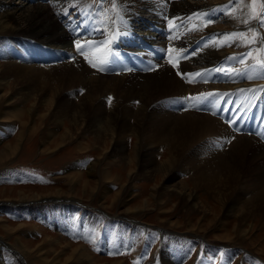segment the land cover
Returning a JSON list of instances; mask_svg holds the SVG:
<instances>
[{
	"label": "bare ground",
	"instance_id": "bare-ground-1",
	"mask_svg": "<svg viewBox=\"0 0 264 264\" xmlns=\"http://www.w3.org/2000/svg\"><path fill=\"white\" fill-rule=\"evenodd\" d=\"M35 1L21 0L20 5L12 7L13 0H0V57L3 59V62L0 61V87L2 84L8 86L13 80L19 93H23L21 103L31 101L34 97L25 109L17 106L19 102L14 100L16 93L5 100H1L0 95V137L11 129L9 125L1 123L8 113L4 108H18L12 115L19 117L21 125H25L30 121L29 118L32 120L36 116L44 94L36 92L38 95L34 96V84L39 82V78L47 79L46 83L53 80L57 84L55 95L42 100L47 105L56 103L53 111H50L53 122L60 121L65 115L82 130L95 126L98 137L108 135L114 140L115 150L122 149L123 157L116 164L124 176L120 172L112 175L108 166L110 163L102 168L101 160L98 159L87 168L90 176H97L96 181L86 179L83 186L91 189H94L92 185L100 186L107 192L111 187L110 181L118 180L121 189H125L138 176L151 177L157 171L166 173L167 184L176 178L175 170L179 169L180 172L189 169L193 174V188H188L184 183L179 184V196L184 204L191 203L195 211L199 206V192L204 191L220 199L226 212L239 219L238 229L243 235L247 233L244 226L249 219L264 223V135L259 137L248 131L238 132L241 129L233 128L232 124L229 125L222 116L216 114L220 111L229 118L233 111H251L255 103L258 110L261 106L264 108V83H261L264 80H259V75H263L262 70L261 74L251 71L241 73L239 66L235 70L233 66L240 62V56L233 53L241 52L242 48H252L248 61L257 58V54L262 57L264 42L261 43L258 38L255 43L235 39L236 44L221 46L227 34L242 33L247 39L253 38L244 32L257 25L256 19L249 20L246 2L155 0L153 4V0H101L99 7L103 9L100 11L82 0H52L50 4L48 0L33 3ZM115 1L116 6H111ZM231 1L234 6L229 9ZM219 4L220 8L214 7ZM84 6L89 8L84 9ZM70 9H76L73 16L68 11ZM124 14L126 19L128 16L134 23L125 20ZM104 17L108 18V22H104ZM226 19L229 20L227 23L230 22L227 27H221V23L211 25L214 20L220 22ZM245 20H249V23H244ZM216 29L229 31L222 35L207 33ZM86 43L85 55H81L76 45ZM118 44L121 47L114 50L113 45ZM97 45H101V50H96ZM187 49L189 51L183 53ZM239 54L245 56L246 53ZM70 55L73 57L61 62ZM181 55L183 58L179 59ZM231 56L235 58L229 59ZM105 59L108 63L101 64ZM89 61L97 64V67H93ZM53 63L56 64L51 65ZM100 67L104 70L101 71ZM225 68H229V71H223L224 75L217 71ZM141 70L144 72H138ZM107 71L119 72L121 76L102 74ZM195 73H201L202 76L181 75ZM129 74L135 75L129 85L124 83L126 89L119 91L121 99L115 98L108 108L105 100H99L100 90L115 88V85L118 87L116 79L127 78ZM190 78L194 82H189ZM256 81L260 84H256ZM23 84L30 89L23 87ZM79 88L86 92L80 94ZM68 89L70 91L63 93ZM209 93L214 94L212 103L195 98ZM190 94L194 99L193 106L188 97ZM75 95L77 98L79 96L77 103L69 99ZM122 97L131 98L122 102ZM136 99L140 100L138 106L132 103ZM23 127L17 132L15 142L8 143L0 150V157L18 152L25 135ZM30 130L32 134H37L36 126ZM55 131V126L49 127L44 135H54ZM66 135L60 136L59 143L66 140ZM129 135L137 139L133 147L137 171L131 166L133 159H128V155L125 156L123 152ZM157 147H167L169 151L164 153L167 158L156 164ZM178 156L179 168L175 164ZM127 169L129 172L125 174ZM69 180L71 184L81 181L78 176H71ZM166 184H163V188ZM120 190L114 193L113 200L122 194ZM42 196L37 193L29 198L39 199ZM25 197L20 194V199ZM67 203L71 204L66 205L68 208L73 205L68 199ZM227 237L230 238V234ZM13 243L32 258V252L25 244L17 240ZM2 249L0 246V264H14L15 257L11 253H4ZM208 250L218 251L216 246H208ZM226 253L222 264H229L228 259L234 250L229 249ZM249 258L256 264H264L253 256ZM167 260L166 264L173 262L170 257ZM208 262V257L202 260V264Z\"/></svg>",
	"mask_w": 264,
	"mask_h": 264
},
{
	"label": "rangeland",
	"instance_id": "rangeland-1",
	"mask_svg": "<svg viewBox=\"0 0 264 264\" xmlns=\"http://www.w3.org/2000/svg\"><path fill=\"white\" fill-rule=\"evenodd\" d=\"M13 1L12 7L20 5L21 0ZM23 1L27 2L28 0ZM50 1L52 0H48L49 4ZM100 1L82 0V2L102 11L103 8L99 7ZM156 1L153 0V4ZM228 1L230 2V0ZM231 2L228 6L229 9L234 6L233 1ZM243 2L247 4L246 10L250 17L253 0H243ZM33 3L42 2L37 0ZM114 3L116 1L111 6ZM219 5L214 7L220 8L221 5ZM53 8H55L54 5ZM75 10H68L71 16L74 15ZM255 10L257 15L264 16V0H255ZM52 12L54 13L55 10ZM76 15L78 17V13ZM124 17L125 20L134 23L128 16L126 19L125 14ZM222 17L223 13L220 18ZM104 19L105 23L108 22V18L104 17ZM228 21V19L220 22L214 20L211 25L221 23V27H227L230 24V22L227 23ZM258 24L257 21L256 26ZM256 26L252 27V30L246 29L244 32H248L247 35L249 34L255 39L258 38L257 40L260 39L259 41L263 43L264 27L259 24L257 29H253ZM228 31L216 29L207 33L217 32L222 35ZM254 33L255 35H253ZM232 42L231 45L237 43L236 40ZM251 49V47L241 49L239 53L245 52V56L233 53L240 56V62L233 65L234 70L236 66H239L241 73L251 71L261 74L260 70H262L263 75H259V80H264L262 79V76L264 78V67L258 64L260 61H264V55L260 57L257 54L255 55L257 58L248 61ZM233 54L229 53L228 55L233 56ZM71 57L73 55L66 56L64 59L67 58V60L61 62L68 61ZM2 60L0 57V61ZM54 64L56 63L51 65ZM198 70H202V68ZM225 70L229 71V68L223 69V71ZM102 74L121 76L116 72H102ZM135 74H129L127 78L125 76L123 79L121 77L120 80L117 78L118 87L115 85V88L113 86L107 90L101 89L99 100H105V105L110 108L115 98L121 99L119 91L126 89L124 83L129 85V81ZM38 81L35 83L36 85L34 84L33 95L44 93L41 98L43 101L53 98L57 90L55 81L50 80L46 83L47 79L44 78H39ZM13 82L11 80L8 86L2 84L0 87L1 100L16 93L14 100L19 102L17 106L26 109L34 97L32 96L31 101L21 103L20 100L24 97L23 93H19L18 87L14 86ZM256 84L259 85L260 82L256 81ZM24 86L29 88L26 84H23ZM46 87L50 88L46 89ZM245 87L248 89V86ZM79 89L80 94H83L85 89ZM67 91L70 89L64 90L63 93ZM56 98L57 96L55 100ZM130 98L122 97L121 101L127 102ZM69 99L77 103L79 96L77 98L75 95ZM42 100L37 107L36 116L32 120L29 118L30 121L25 125H21L19 117L12 115L18 108L5 107L4 109L8 113L5 114L2 118L3 122H1L9 125L11 129L1 135L0 150L8 143L15 142L14 138L21 126H24L25 130L20 150L18 149L15 154L0 157V202L13 203L0 205V218H2L0 220V246L3 247L4 253H11L15 257L14 264H113L117 262L120 264H166L168 257L173 261L171 264H202L205 257L209 258V264H222L229 249L234 250L233 255L228 259L229 264H256L249 258L250 256L264 263V223L261 224L257 219H249L247 225L244 226L247 233L243 235V232L238 229L240 227L239 219L228 211L226 212L227 209L217 197H211L204 191H200L199 206L195 211L191 203L186 205L181 201L179 184L184 183L188 188H193V174L189 169L180 172L179 169L175 170L176 178L167 184L166 173L157 171L151 177L137 175L133 184L125 189H121L119 181L115 178L113 179L116 181H110L111 187L107 192L100 186L92 185L94 189L83 186L82 183L86 179L92 182L96 181L97 176H90L87 172L88 165L94 160H101L102 168L105 167V164L110 163L108 166L113 172L112 175L120 174L122 170L118 168L119 165L116 162H119L123 157L122 149L119 150L120 152L116 151L114 140H111L108 135L102 138L98 137L95 126L82 130L73 124L74 122L70 120L69 116L65 115L60 121L53 122L50 111H53L56 103L47 105ZM132 103L138 106L140 100L136 99ZM42 116L44 117L41 118ZM171 123L169 122V124ZM33 126L37 127L35 135L30 130ZM52 126L56 127L55 134L44 135L46 129ZM62 135H66V140L59 143L58 140ZM125 141L123 152L125 156L128 155V159H133L131 166L137 171V159H134L135 155L133 154L135 153L133 147L137 139L133 135H129ZM156 151L154 163L157 164L167 158L164 153L169 149L157 147ZM139 157L141 156L139 155ZM175 164L179 168V156ZM128 172L127 169L125 174ZM120 175L124 176L123 173ZM71 176H78L81 181L71 184L69 180ZM125 182L128 183L129 179ZM163 184H166V187L163 188ZM119 190L122 194L113 200L114 193ZM37 193L44 196L39 199L29 198ZM20 194L27 197L20 199ZM42 199L46 200L30 203V201ZM67 199L73 203L69 208L68 206L71 204L67 203ZM229 234L230 238L227 237ZM14 240L25 244L31 250L33 259L22 252L13 243ZM208 246H216L218 251L211 252L208 250Z\"/></svg>",
	"mask_w": 264,
	"mask_h": 264
},
{
	"label": "snow or ice",
	"instance_id": "snow-or-ice-1",
	"mask_svg": "<svg viewBox=\"0 0 264 264\" xmlns=\"http://www.w3.org/2000/svg\"><path fill=\"white\" fill-rule=\"evenodd\" d=\"M242 2V0H241ZM115 7V4L113 5ZM196 15H200V14H196ZM252 19H256L260 26L261 27H264V16H259L256 14V10H255V0H253V5H252V14L250 15L249 17V20H252ZM249 20H245L244 23H249ZM235 39H244L246 43H255V37H253L252 39H247L246 35L245 34H242V33H231V34H227L226 35V39L224 41L221 42V46L223 44H228L229 46L231 45V42ZM264 39V38H262ZM104 44H106L107 42H102ZM78 50H80L81 52V55H85V47H87V43L85 45H80V44H77L76 45ZM96 50L99 51L101 50V45H97L96 46ZM261 51H264V49H261ZM248 55H251V53H249ZM87 58V57H86ZM235 57H230L229 59H234ZM89 63H92V61H89ZM108 63V61L105 59V60H102L101 61V64H106ZM261 64L262 67H264V61H260L259 62ZM92 66L93 67H97V64L95 63H92ZM100 70L103 71V67H100ZM217 71H223V69H217ZM182 76H189V77H199V76H202L201 73H195V74H181ZM189 82H194L191 78L189 79ZM211 95H214L213 93H209V94H200L198 97H195L196 99H206L208 96H211Z\"/></svg>",
	"mask_w": 264,
	"mask_h": 264
},
{
	"label": "water",
	"instance_id": "water-1",
	"mask_svg": "<svg viewBox=\"0 0 264 264\" xmlns=\"http://www.w3.org/2000/svg\"><path fill=\"white\" fill-rule=\"evenodd\" d=\"M46 199H42V200H39V201H30V202H40V201H44ZM6 203H12V202H8V201H4V202H0V205L1 204H6Z\"/></svg>",
	"mask_w": 264,
	"mask_h": 264
}]
</instances>
